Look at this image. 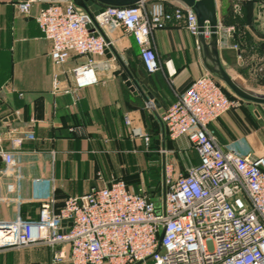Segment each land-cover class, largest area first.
<instances>
[{"label": "built area", "instance_id": "2783aa9c", "mask_svg": "<svg viewBox=\"0 0 264 264\" xmlns=\"http://www.w3.org/2000/svg\"><path fill=\"white\" fill-rule=\"evenodd\" d=\"M14 1L20 14L33 18L50 42L55 67H64L74 57L86 59L72 70L74 89L64 91L77 100L79 91L100 82L96 59L113 47L105 29L134 37L150 71L158 69L151 40L156 31L179 26L193 37L200 33L191 8L182 4L169 9L164 0L106 7L98 15L81 10L74 0ZM217 30L219 46L238 50L233 43L236 26L218 21ZM61 90L56 75L54 91ZM241 103L207 73L168 107L162 122L169 139L174 143L187 139L199 163L181 168L166 160L164 202L163 179L159 198L144 186L134 192L123 179H116L109 186L69 197L62 206L54 195L39 199L37 220L20 215L23 163L18 151L35 136L15 129L13 150L0 151V158L18 184V213L14 220H5L0 198V253L46 248L55 264H264V156L226 151L209 130ZM126 120L131 125L129 116ZM142 139L150 152L151 137ZM161 154L166 157L167 152Z\"/></svg>", "mask_w": 264, "mask_h": 264}, {"label": "crops", "instance_id": "0c3cea01", "mask_svg": "<svg viewBox=\"0 0 264 264\" xmlns=\"http://www.w3.org/2000/svg\"><path fill=\"white\" fill-rule=\"evenodd\" d=\"M56 1L61 0L46 4ZM215 1L218 21L237 28L233 43L238 50L219 46L222 65L242 83L264 90V0ZM104 33L141 92L131 91L122 78L123 66L108 53L96 59L99 84L79 91L77 100L64 91L74 89L72 70L86 59L74 57L64 67H55L51 44L36 21L21 15L14 0H0V151L13 150L15 129L35 136L18 150L23 163L20 215L25 220L38 219L39 199L54 195L62 206L65 199L116 179L134 192L142 186L150 190L160 175L163 179L164 158L181 168L199 163L187 139L172 142L162 122L178 95L209 73L197 37L179 26L156 31L151 40L158 69L150 71L134 37L110 29ZM56 75L62 87L57 93ZM209 130L226 151L264 156V105L242 101ZM144 135L151 137L150 152ZM17 185L0 158L5 220L17 216ZM0 264L55 263L49 249L30 248L0 253Z\"/></svg>", "mask_w": 264, "mask_h": 264}, {"label": "water", "instance_id": "95a60500", "mask_svg": "<svg viewBox=\"0 0 264 264\" xmlns=\"http://www.w3.org/2000/svg\"><path fill=\"white\" fill-rule=\"evenodd\" d=\"M157 0H74L77 7L83 9L86 13L98 15L106 7L127 8L134 7L142 2H151ZM179 3L191 8L197 16L200 33L197 37L198 46L201 51L202 59L207 71L221 82L225 88L234 96L242 101L264 105V90L254 89L240 80L233 77L222 65L219 52L218 39V16L215 0H177ZM206 28L209 30L206 35ZM104 35V33H102ZM105 36V35H104ZM113 54L124 68L122 75L126 85L133 92H141L137 82L133 79L131 73L123 64L121 58L113 47L107 51V54ZM166 159H163V202L165 200V172Z\"/></svg>", "mask_w": 264, "mask_h": 264}, {"label": "trees", "instance_id": "16d2710c", "mask_svg": "<svg viewBox=\"0 0 264 264\" xmlns=\"http://www.w3.org/2000/svg\"><path fill=\"white\" fill-rule=\"evenodd\" d=\"M169 9L172 8L168 4L166 5ZM229 94V93H228ZM229 96H231L229 94ZM162 188L161 183L157 184V187H153L149 190V193L152 195V197L159 198L161 196Z\"/></svg>", "mask_w": 264, "mask_h": 264}, {"label": "rangeland", "instance_id": "374dc122", "mask_svg": "<svg viewBox=\"0 0 264 264\" xmlns=\"http://www.w3.org/2000/svg\"><path fill=\"white\" fill-rule=\"evenodd\" d=\"M165 5H167V3L165 2ZM226 89V88H225ZM227 90V89H226ZM227 92H228V90H227ZM161 183L162 184V176L160 175V177H159V179H156V183ZM157 183V184H158ZM157 184L154 186V187H157ZM157 205H158V207H160L161 208V205H162V203H161V200L160 199H157Z\"/></svg>", "mask_w": 264, "mask_h": 264}]
</instances>
